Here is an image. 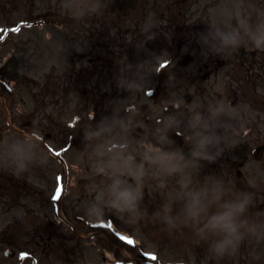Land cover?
Wrapping results in <instances>:
<instances>
[{
    "label": "flooded vegetation",
    "instance_id": "af4514ba",
    "mask_svg": "<svg viewBox=\"0 0 264 264\" xmlns=\"http://www.w3.org/2000/svg\"><path fill=\"white\" fill-rule=\"evenodd\" d=\"M193 1L196 0H176L175 6H192ZM203 1L219 6L217 0H199ZM255 2L259 8L264 7L263 1ZM95 53V58L92 53L72 55L77 62L73 66L89 71L91 79H81L79 73L73 81L45 79L36 93L33 81H26L27 84L8 95L4 103L0 102V150L5 139L11 143L30 133L35 134L37 145L36 162L27 172L14 176L0 170V259H10L11 264L31 261L45 264L49 259H56L52 253L59 251L60 242L69 241L70 235L83 225L81 222L87 221L84 205L95 197L91 189L102 186V181L110 182L107 174L97 173L96 164L101 154L107 158L106 149L115 146L117 141L127 140L130 151V135L140 146L143 136H156L165 151L184 147L190 150V129L184 132L182 128H166L158 135L155 129L166 126L162 123L166 119L157 122L140 115L146 109L143 87L130 91L124 86L129 81L143 85L140 74L138 79H131L134 74L126 63L119 78L112 70L113 49L99 44ZM209 55L211 57L198 70L209 71L213 67L214 71L200 83L192 76L193 83L187 90L192 95L190 103L182 107L177 97L172 96L167 103L162 101L163 91L159 87L155 91L159 99L157 107L166 117L183 113L187 121L193 102L201 109L217 99L243 106V114L233 122L239 143L226 150L215 163L202 162L197 174L203 183L209 177L226 180L227 176H233L234 185L239 186L241 180L236 177L242 171V177L247 180L245 184L256 192L257 198H264V51H240L233 65L238 79L216 78L219 67L224 69L226 62L213 53ZM168 75L175 76V70ZM131 111L134 112L132 117ZM114 114L126 121V130L118 129L100 139L85 138L86 132L95 129L102 118ZM162 136L174 143L164 142ZM251 161L255 162L254 166ZM145 166L148 181L141 205H145L142 211L152 217L160 210L161 194L165 196V203L166 194L176 192V181L173 182L176 175L166 177L158 171V166H149L147 162ZM161 180L165 188L159 186ZM58 188H62L59 201L54 200Z\"/></svg>",
    "mask_w": 264,
    "mask_h": 264
},
{
    "label": "clouds",
    "instance_id": "9594fccd",
    "mask_svg": "<svg viewBox=\"0 0 264 264\" xmlns=\"http://www.w3.org/2000/svg\"><path fill=\"white\" fill-rule=\"evenodd\" d=\"M66 6L75 18L82 19L99 14L106 4L104 0H67ZM213 11L222 21L229 22L210 25L198 34V43L214 55L225 58L241 47L264 51V11L255 0H228ZM167 63H172L170 58ZM154 67L158 68L159 63ZM124 86L130 91L142 88V84L134 81ZM144 91L151 96L155 89L149 87ZM190 107L186 127L192 134L188 137L190 150L187 154L182 150L165 151L147 139L141 142L148 160L166 177L192 173L203 166L202 162L215 163L226 150L239 143L233 122L243 114V106H233L217 99L204 109L195 102ZM162 123L167 128H178L184 122L176 116H169ZM126 127V121L114 114L102 118L95 129L86 132L85 138L108 137L118 129L126 130ZM161 139L168 144L174 143L167 136ZM41 140L42 137L40 143ZM36 146L34 133L11 143L5 139L0 150V170L9 171L14 176L24 174L36 162ZM129 147L127 140H121L106 149L107 158L101 154L96 171L107 174L110 182L91 189L95 197L84 205L87 208L84 217L88 221H104L107 218L105 209L130 225L147 219L141 203L145 197L144 180L148 172L144 160H137ZM159 186L166 187L164 180ZM178 202L182 206L177 212L175 205ZM255 204L253 192L241 190L222 178L209 177L201 185H182L178 192L169 193L160 210L153 213L151 222L163 226L169 234L190 230L195 244H206L209 253L217 261H223L237 255L246 243L264 242V210H254ZM150 251L160 258V264H196L191 256H169L165 260L158 249Z\"/></svg>",
    "mask_w": 264,
    "mask_h": 264
},
{
    "label": "rangeland",
    "instance_id": "374dc122",
    "mask_svg": "<svg viewBox=\"0 0 264 264\" xmlns=\"http://www.w3.org/2000/svg\"><path fill=\"white\" fill-rule=\"evenodd\" d=\"M33 7L31 15L28 17L26 15L20 14L19 6L5 8L4 15L0 14V26H14V28H19L18 32H15L9 38H2L0 40V66L4 65L0 69V79L14 80V79H24L27 75L28 78L35 80H41L44 78V74L47 70H50V67L47 66L48 63L54 64L60 62L64 59L63 55H69L75 50H80L79 44L74 38H77L79 33L86 31H93L94 29H107L111 30L113 34L112 42H120L122 40V34H129V64L133 65L135 71L138 70V63H141L139 69H145V87L146 88H155L160 85V75L159 70L161 66L167 62V59L170 58L172 62L174 56L170 54H154L149 49L155 46H159L158 42H162V47H182V51L177 56L176 64L179 59L186 54H192L195 57V63L197 59L202 62L208 56L210 52L205 46L201 43H198L199 33L204 32L212 24L218 23H227L218 18V15L212 10L211 16L212 22L200 21L197 20V16L202 15L205 11L202 5L201 8H194L189 11L188 14L191 16L193 22H184L183 18H175L176 13L173 9L165 8L163 6V0H158L151 3H142L139 5L130 6V10L134 15V10L137 7L144 6V10L141 11L144 15L143 21H140L137 26L138 29H135L131 26L133 20L124 21L117 25V20L111 17L115 16L113 7L108 6L107 0H104L106 7L98 14L104 15V11H108L110 19H107V23H101L100 19L92 20L91 16H87L88 24H75V20L72 23H65L64 27L60 29L58 27V21H61L62 18L68 19V17H73V13L66 6L67 0H30ZM62 2V4H61ZM58 5H63V8H60ZM135 7V8H134ZM26 8V7H23ZM218 9V8H217ZM30 10V7H29ZM116 13H119V8H116ZM185 11L186 9H183ZM216 10V9H214ZM202 13V14H201ZM209 13V11H208ZM61 14V15H58ZM65 16H64V15ZM136 14V13H135ZM58 15V17H57ZM137 15V16H142ZM56 16V18H52ZM117 16V15H116ZM60 17V18H59ZM67 17V18H66ZM27 18V19H26ZM177 19V20H176ZM28 20L27 28L24 25H14L18 21ZM176 21V28L174 27ZM229 22V21H228ZM22 26V27H21ZM132 28L133 32L130 34L129 31ZM140 31V33H139ZM94 32V31H93ZM157 32V33H156ZM158 32H162V38L157 41L161 36L158 35ZM174 32L178 33L177 39L173 40L175 36ZM156 33V34H154ZM183 33H192L190 38L185 39ZM83 37L86 35L83 33ZM136 36V38H135ZM138 37V38H137ZM83 46H86L87 49H95L93 45L94 42H97L95 39H91V46L86 38L82 40ZM80 42V41H78ZM173 42V43H172ZM59 46V51H57ZM135 49V52L132 50ZM140 54V55H139ZM96 54L94 55V57ZM68 58V57H67ZM118 58V59H117ZM123 58L122 54L114 56V63H121ZM138 58V59H137ZM74 63V62H71ZM159 63V67L155 68L154 66ZM200 64V63H199ZM199 64L197 66H199ZM65 67V79L75 80V76L80 72L79 68H74L73 66ZM196 64L189 69H181L178 65L175 70V76L170 77L168 73L172 70L165 68L162 72V101L166 103L170 100L172 96L177 97V100L180 104L184 103V98L189 90V87L193 83L192 76H196L195 71H197ZM131 67V69L134 70ZM82 73V72H81ZM161 73V72H160ZM90 74V72H88ZM196 78L197 82L201 79ZM201 76V75H200ZM195 78V77H193ZM165 80V82H164ZM161 100V99H160ZM145 102H147L146 109H144L140 115L149 116L155 121L159 118L167 119L163 111H160L157 105L153 101L148 100L145 97ZM185 104V103H184ZM153 107V108H152ZM134 115V112L131 111V117ZM186 116L183 113L177 114V118L184 123H182L178 128H186ZM167 128L166 126H164ZM164 127L156 128L157 133H161ZM148 141H151L155 146L160 145L156 136L153 138H147ZM133 143L130 152L136 157H143L145 161L152 163L145 155V152L139 149V145ZM187 154L186 150H182ZM153 165V163H152ZM155 165V164H154ZM193 174L189 173L186 175H179L178 180L181 185H189L188 176ZM179 184V185H180ZM262 201H256L254 210H264V207L261 209L260 204ZM123 220V219H122ZM126 228L122 229L123 232L130 234L131 238L135 240L133 249H129L127 254H120L124 259H129L130 261L144 262V259L141 258L143 253H151L153 249H158L162 254V257L167 260L169 256L174 257H188L191 256L196 260V264H210V261L215 260V264H264V242H249L242 246L240 252L233 256L226 258L223 261H217V259L208 251L206 244H195L193 234L190 230H178L170 235V238L164 239L163 237L157 236L155 240L149 239L148 235L145 233L143 224L139 223L136 225H130L126 222L123 223ZM101 238L98 240L88 241V243H83L78 239L72 240L70 249L75 250V253H78V250L81 249L82 254L86 255L88 259H79V264H108L115 261L113 254L115 253L112 249L102 241ZM103 240V239H102ZM104 241V240H103ZM74 247V248H73ZM109 254L111 258H107L105 254ZM117 254V253H115ZM243 261V262H241ZM0 260V264H1ZM146 262V261H145ZM150 263V262H148ZM129 264H133L130 262ZM136 264V263H135Z\"/></svg>",
    "mask_w": 264,
    "mask_h": 264
},
{
    "label": "snow or ice",
    "instance_id": "6c2138e0",
    "mask_svg": "<svg viewBox=\"0 0 264 264\" xmlns=\"http://www.w3.org/2000/svg\"><path fill=\"white\" fill-rule=\"evenodd\" d=\"M19 30H20L19 28H13V29H12V31H14V32H18ZM164 66H166V65H162V67H164ZM57 155H60V154L57 153ZM61 192H62V188H58V189L56 190V193H55V196H54V200L59 201V200L61 199ZM101 227L111 228L112 225H111V224H106V225H101ZM120 239H121L122 241H124L125 243H127L128 245H134V243H135V241H134L132 238L128 237V236H123V235H121V236H120ZM152 259L155 260L156 257L153 256Z\"/></svg>",
    "mask_w": 264,
    "mask_h": 264
}]
</instances>
